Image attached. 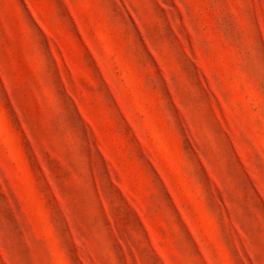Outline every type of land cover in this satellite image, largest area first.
Returning <instances> with one entry per match:
<instances>
[{
	"label": "rangeland",
	"instance_id": "1",
	"mask_svg": "<svg viewBox=\"0 0 264 264\" xmlns=\"http://www.w3.org/2000/svg\"><path fill=\"white\" fill-rule=\"evenodd\" d=\"M0 264H264V0H0Z\"/></svg>",
	"mask_w": 264,
	"mask_h": 264
}]
</instances>
